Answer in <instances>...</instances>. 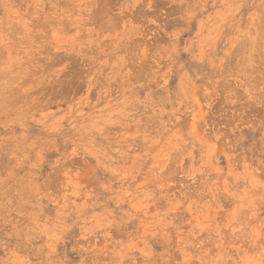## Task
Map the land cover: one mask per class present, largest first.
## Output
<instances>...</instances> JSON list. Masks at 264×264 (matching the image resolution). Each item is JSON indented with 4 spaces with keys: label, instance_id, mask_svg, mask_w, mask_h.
Here are the masks:
<instances>
[{
    "label": "rangeland",
    "instance_id": "rangeland-1",
    "mask_svg": "<svg viewBox=\"0 0 264 264\" xmlns=\"http://www.w3.org/2000/svg\"><path fill=\"white\" fill-rule=\"evenodd\" d=\"M0 264H264V0H0Z\"/></svg>",
    "mask_w": 264,
    "mask_h": 264
},
{
    "label": "bare ground",
    "instance_id": "bare-ground-1",
    "mask_svg": "<svg viewBox=\"0 0 264 264\" xmlns=\"http://www.w3.org/2000/svg\"><path fill=\"white\" fill-rule=\"evenodd\" d=\"M134 51V50H133ZM129 52V51H128ZM131 52V51H130ZM133 53V52H132ZM131 54V53H130ZM248 58V57H247ZM247 60V59H246ZM9 76V75H8ZM9 97V96H8ZM4 100V99H3ZM12 184V183H11ZM20 187V186H19ZM13 188V187H12ZM10 191V190H9ZM27 192V191H26ZM24 193V192H23ZM25 196V195H24ZM206 243V242H205Z\"/></svg>",
    "mask_w": 264,
    "mask_h": 264
}]
</instances>
